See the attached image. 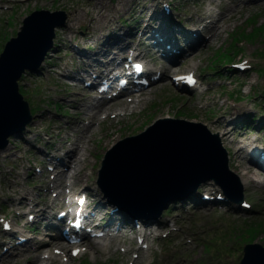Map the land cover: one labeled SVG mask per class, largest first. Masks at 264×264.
<instances>
[{
	"label": "rangeland",
	"instance_id": "1",
	"mask_svg": "<svg viewBox=\"0 0 264 264\" xmlns=\"http://www.w3.org/2000/svg\"><path fill=\"white\" fill-rule=\"evenodd\" d=\"M1 1L0 52L7 38L16 36L23 25L24 18L36 9L63 10L68 14L67 20L69 21H72L74 14L79 9L82 12L90 11V13H87L88 18L80 21L71 31L65 24L58 27L56 29L54 47L46 57L41 69L35 73L28 72L21 80V90L25 98L34 109L39 110L28 129L23 134L12 138L11 149L4 151V154H12V151L20 149L19 154L24 156V159L29 161L28 163H35L37 166L40 163L34 151H37V147L41 146L43 148L44 140H47L48 136L45 128L39 130L40 132L38 133L35 132L36 123L42 127H52L58 122L56 117L59 114L57 111L61 112L64 109L67 112L71 111V108H66L63 104V107L61 106L60 98L57 94L59 88L56 84L58 77L61 78V76L57 77L56 74L58 70L63 73L68 72L64 68L61 69L62 63L67 61L69 66L76 70L77 66L75 63L77 61L73 60L71 56L75 52V40L80 39L85 34L92 46L91 32H95L96 35L107 33L110 31L111 26H118L119 29L116 30H134L136 27L140 29L142 27L141 23L144 21L143 18L147 17L148 19L150 17L148 10L155 8L154 10L160 11L163 4H161V0H102L108 6L116 5L118 2L124 3L122 8L118 6L115 12L112 13L113 16L108 21V23L112 24L106 27V25L95 24L90 19L94 15L93 5L96 4L100 7V0ZM170 1L174 7L175 20L173 19V21L177 25L182 26V28L185 19L191 15L194 17L196 13L201 12L204 5L206 6L205 3H201L204 0ZM228 2L229 0H223L222 4L226 5ZM145 6H147V9H145ZM215 9L219 10L217 6ZM229 21L227 28L222 31L221 35L213 41L209 48L203 50L199 55L197 54V59H195V62H198L200 69H202L200 71L201 76L206 77L212 87L210 92L202 96L194 95L191 97L176 91L172 84L165 80L152 88L150 94L147 95L150 99L140 107H136L132 114L119 121L107 120L104 123L102 122L99 129L93 133L94 140L91 147L94 149L93 153L94 155L96 154V158L93 157V153L89 156L91 160L89 166L93 170V175L85 178L81 186H84L85 183H93L98 174L100 167L98 165L101 157L115 142L125 136L132 135L134 132H138L145 124L158 116H166L168 112L179 118L202 122L212 132H216L215 129H211L212 123L217 119H223L227 113L236 111L237 109L233 108V104H237L235 101H240L239 104L247 103L252 109L245 116L240 115L238 117L251 119V116H255V122H260V119L264 116V62L261 63L264 59V4L254 2L250 7L242 8L240 6L235 11L234 17ZM233 31L234 34H231ZM254 31H259L262 35L252 39L251 42H247L249 39H241L239 43L233 41V36H235L236 32L241 35ZM72 34L75 36L74 39L70 38ZM238 48H241V50L234 54L233 52ZM254 49H256L255 53L253 52ZM219 52L232 54V60L229 64L242 58L253 59L254 57L259 69L247 74H233L227 69L226 62L218 60ZM63 79L70 83L69 78ZM237 92H239V96ZM199 103L210 107L212 104V107L205 110V107L201 108ZM50 111L52 112L50 113ZM41 115H45L46 119L41 121ZM50 117L53 118L50 119ZM238 124L239 127L242 125L241 122H238ZM251 125L254 126L253 124ZM243 127L252 131L247 125ZM253 132L262 136L259 130L255 129ZM254 133L251 132L249 134ZM109 136H113V139L107 143L106 140ZM225 145L233 156L229 167L238 174L239 168L234 164V147L228 142ZM1 154L0 213L14 215L20 210H7L10 203L7 193L14 189L7 177L10 172L14 173L16 171L18 164L16 156L14 157L10 154L4 157ZM93 160L95 163L92 162ZM28 163L26 167L29 166ZM27 169L30 168H25L24 171ZM21 179H23V176ZM244 195L253 204L250 210L241 209L238 205L232 203L228 205L227 210L220 208L197 210L188 209L186 200L173 202L166 216H171L174 219L177 217V223L181 225L182 233H185L183 239L189 241V244H183L182 237L184 235L175 238L172 234L167 238L155 240L152 242V248L147 249L143 253L140 264H239L243 256V245L247 241L255 239L256 242L264 244V228L262 227L263 229H261L257 225H264V186L255 187L249 185V187L245 188ZM258 230L261 231L258 233ZM206 245H209V247L207 246L206 248ZM179 253L182 255H179ZM176 257L180 258V260L177 261ZM130 258L131 254L130 256H124L119 252L111 255L109 253L100 255L95 253L94 256L90 251L72 261L71 264H128Z\"/></svg>",
	"mask_w": 264,
	"mask_h": 264
},
{
	"label": "water",
	"instance_id": "2",
	"mask_svg": "<svg viewBox=\"0 0 264 264\" xmlns=\"http://www.w3.org/2000/svg\"><path fill=\"white\" fill-rule=\"evenodd\" d=\"M67 19L64 11L36 10L27 16L18 38L8 42L0 58V148L8 136L31 121L29 104L19 92L18 79L26 68L37 69L53 44L55 28ZM166 132L136 138L123 158L105 162L103 178L108 192H115L145 207L162 206L181 190H193L207 177L225 185L232 178L227 156L208 134ZM239 189L238 181L233 182ZM229 190V188L227 187ZM178 196V195H177ZM241 264H264V248L249 246Z\"/></svg>",
	"mask_w": 264,
	"mask_h": 264
},
{
	"label": "bare ground",
	"instance_id": "3",
	"mask_svg": "<svg viewBox=\"0 0 264 264\" xmlns=\"http://www.w3.org/2000/svg\"><path fill=\"white\" fill-rule=\"evenodd\" d=\"M215 0H210V4H214ZM222 1L217 2L214 4L215 6H220L221 9L223 7H227L226 5L223 6L221 3ZM124 5L123 2H118L116 5H110L104 4L102 0H100V7L96 4L93 5V12L94 15L90 18L91 21H94L95 24L100 25H106L108 27L109 19L112 18L113 12L118 8H122ZM145 9H147V6H145ZM149 9V8H148ZM228 11V12H227ZM225 12V13H224ZM227 12V13H226ZM235 10L228 5L226 11H217L213 7H204L200 13H196L197 16H190L187 19V22L191 25L197 26L199 28V25L204 23V30H196L197 36H202L201 33L209 32V34H212L218 30V35L221 33L222 30H225L229 24V20H231L234 17ZM90 11H84L82 12L81 9L77 10L74 14V17L72 21L67 20L65 25L66 27L71 31L76 25L84 20L85 18H88V14ZM186 25V22H185ZM119 29L118 26H111L110 30H116ZM177 32V30H173ZM97 32V31H96ZM122 34V33H121ZM92 35V42L95 45H100V47L94 51L97 55L104 57V66L110 68L111 67V61L112 59L117 56H115L117 53L116 50H113L114 42L112 38H107V36H104L102 33L97 34L95 32H91ZM69 36V35H68ZM119 38L117 40L122 39V35L118 36ZM203 37V36H202ZM208 35L205 33L204 40L208 41L210 40V37L208 39ZM143 40L140 39L139 42H135L138 45H141ZM86 43V42H84ZM87 46V44H86ZM121 53L126 51L127 49L124 46H121ZM106 49V50H105ZM59 51V50H58ZM81 52V49H80ZM119 53V54H121ZM126 54H130L132 56L140 57L139 55L142 53L139 52L138 54H135L133 51L127 50L125 52ZM85 56L89 58V55L85 53ZM85 60V59H83ZM92 60H95L92 59ZM92 62V61H90ZM86 63L87 65H83L82 62H79V66L81 69L82 75H90L91 71L95 69L94 65H90L89 63ZM66 64V62L64 63ZM174 66V65H173ZM176 67H167L166 70H174ZM69 72H73L71 69L68 70ZM57 77L61 75L60 70L57 71ZM71 78H77L73 74H68ZM68 75H62V78L58 77V81L56 84L58 85L59 90L57 91V94L59 95L61 104H63L66 108H71L70 112H67L66 109L60 113V117L58 119V122L52 126V127H42L41 125H37L36 123V129L35 132H40L39 130H42L45 128L47 130V134L50 137V144H55L58 142V147L56 151L48 152V155L45 156L46 158L48 156H51L54 160L55 158H59L58 161H56L57 166L55 167L56 171L55 174L58 178L61 179V181L54 183L52 187L59 188V192L57 193L58 196H62L63 194H68L69 188L72 190L78 182H82L85 178H89L91 176V172H87L86 168L89 167V164L91 163V160L89 159V153H93L94 149L90 146V143L93 142V133L97 130L95 129L96 123H98L100 119L99 113H110L109 110L113 108L114 105L117 104L115 107H119L117 109H124L129 110L130 108L134 109L137 106H140L141 104L146 103V98H143L141 96H138L134 99V102L132 105H130L129 99H112L109 102H106L105 99H102L98 93L95 91L97 90V87L91 86L86 87L84 84L80 81L78 84L81 85V87H75L70 86L68 82H66L63 77H67ZM68 76V77H69ZM78 80V79H76ZM118 92V91H117ZM116 92V93H117ZM150 92V91H149ZM118 102L111 103V101ZM247 109L246 111H248ZM117 111V110H116ZM67 112V113H66ZM88 118L89 120L86 122L85 118ZM124 118V117H122ZM120 118V120H122ZM41 121L45 120V115L40 116ZM228 119H218L216 122H214V125L212 126L213 129H218L219 134L221 138L229 140L230 136L232 135V130L230 128H226V122ZM264 118L262 119L261 123H263ZM71 132V133H70ZM113 139V136H109L106 140V142H110ZM255 141V140H254ZM253 141V142H254ZM231 142V140H229ZM106 143V144H107ZM49 142L47 145H50ZM65 146V147H64ZM10 148V147H8ZM8 150V149H7ZM14 153H12L13 155ZM234 155L236 158L235 165L239 168L238 173L242 180V183L245 187H248L249 185L255 186V187H263L264 186V179H261L259 177V173L257 170H254L250 165L246 164L247 159L245 155H243L242 148H236L234 151ZM17 164L19 167L24 166V161L22 157H20L18 154H15ZM251 158L256 159V157L252 156ZM69 165H66V161ZM61 161V162H60ZM94 162V160L92 161ZM59 166H62L60 168ZM69 173V171H71ZM70 179L71 183L65 182V185L62 183V179ZM64 185V186H63ZM204 187H208L209 183L205 182L203 184ZM85 189H87L85 187ZM16 191V190H13ZM14 195H17L18 200H12L11 206H18L25 207L27 201L34 202L35 198L33 196L30 197L29 192H8V196L13 197ZM63 195V196H64ZM99 206H102V204L99 202ZM37 215H45V207H41L36 209ZM114 213H117L116 211ZM118 218V216H117ZM116 218L114 215H112L111 220L114 221ZM124 217L121 218L123 220ZM15 231V230H14ZM122 232L117 235L116 237L112 238L110 240V243L106 244L104 247L99 246L97 243L91 244L90 248L92 249L91 252L95 253H108L110 250V247L112 244H118L123 237L128 236V231L126 229L121 230ZM140 233H143L139 231ZM23 236L27 237V244H30V246L23 250V252H19L16 254V256H5L0 258V264H23L22 260L19 258H23L24 253L26 254V258H28V263L24 264H53L54 262L56 264H68L69 262H65L61 260L64 257V253L61 255H58L54 251L49 250V247L51 244L55 243L56 247H62L64 249V245H62V242L60 240H48V236L45 233H41V237L39 240L37 239V236L29 235V234H22ZM144 235H147L145 232ZM60 245V246H59ZM62 245V246H61ZM82 246H85V244H82ZM123 246V245H121ZM129 248L127 249V251ZM83 252V250L80 252V254ZM79 254V255H80ZM19 257V258H17ZM17 258V259H15ZM15 259V260H14Z\"/></svg>",
	"mask_w": 264,
	"mask_h": 264
},
{
	"label": "trees",
	"instance_id": "4",
	"mask_svg": "<svg viewBox=\"0 0 264 264\" xmlns=\"http://www.w3.org/2000/svg\"><path fill=\"white\" fill-rule=\"evenodd\" d=\"M244 36L246 35V34H243ZM248 36V35H247ZM258 36H260V33L259 32H257V33H249V37L250 38H256V37H258Z\"/></svg>",
	"mask_w": 264,
	"mask_h": 264
}]
</instances>
